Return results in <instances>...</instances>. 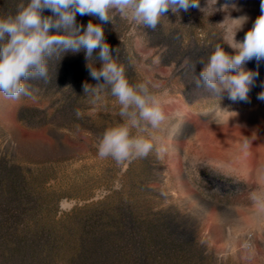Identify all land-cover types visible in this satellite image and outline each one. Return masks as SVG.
<instances>
[{
    "label": "rangeland",
    "instance_id": "374dc122",
    "mask_svg": "<svg viewBox=\"0 0 264 264\" xmlns=\"http://www.w3.org/2000/svg\"><path fill=\"white\" fill-rule=\"evenodd\" d=\"M19 2L0 0V14H14ZM260 3L200 0L203 11L169 10L156 30L119 15L103 25L129 82L155 85L167 117L155 133L167 149L162 155L124 162L99 156L104 132L123 121L110 90L99 99L84 93L81 79L90 73L83 51L53 57L47 83L26 82L31 95H0V171L5 182L20 183L25 226L51 235L54 264H75L83 230L124 253L122 263H133L126 257L132 245L144 264H264V217L254 216L248 201L261 187L264 164V101L257 99L264 61L245 65L259 73L248 102H233L227 92L213 97L194 84L199 61L218 44L231 53L237 19L247 17L235 34L242 41ZM90 20L100 23L77 14L78 24Z\"/></svg>",
    "mask_w": 264,
    "mask_h": 264
},
{
    "label": "clouds",
    "instance_id": "9594fccd",
    "mask_svg": "<svg viewBox=\"0 0 264 264\" xmlns=\"http://www.w3.org/2000/svg\"><path fill=\"white\" fill-rule=\"evenodd\" d=\"M191 8L200 9V0H20L14 14H0V95L12 100L31 95L26 82L42 79L47 83L48 64L53 57L60 59L69 51H83L90 76L98 81L95 86L86 82L84 93L99 99L103 90H110L123 121L104 132L98 145L99 156L124 162L145 158L153 151L162 155L167 149L157 145L155 133L167 117L161 100L153 93L155 85L149 81L129 82L124 66L113 56L117 49L113 50L106 41L103 25L119 15L156 30L169 10L177 15ZM260 9L242 41H237L235 34L247 17L237 19L241 24L228 44L231 53L218 44L206 60L199 61L203 67L195 77L196 88L205 89L213 97L220 98L227 92L233 102H248L259 73L247 70L245 65L252 60L258 65L264 61V0ZM45 11L51 15H44ZM77 14L95 17L100 23L90 20L85 27L77 23ZM93 59L99 61V68L90 63ZM257 99L264 101V91ZM250 145L246 137L242 146L247 149ZM257 181L261 187L249 194L248 201L255 209L253 215L264 217V164L258 166Z\"/></svg>",
    "mask_w": 264,
    "mask_h": 264
},
{
    "label": "trees",
    "instance_id": "16d2710c",
    "mask_svg": "<svg viewBox=\"0 0 264 264\" xmlns=\"http://www.w3.org/2000/svg\"><path fill=\"white\" fill-rule=\"evenodd\" d=\"M68 77L70 73L64 75V78ZM81 80L90 84L93 78L85 74ZM5 179L6 174L0 171V264H54L51 235L45 229L35 230L25 226V202L20 183L15 180L7 183ZM89 232L83 230L79 237L78 254L73 263L144 264L140 263L143 259L140 250L134 246H129L126 253L133 263H122L124 253Z\"/></svg>",
    "mask_w": 264,
    "mask_h": 264
}]
</instances>
